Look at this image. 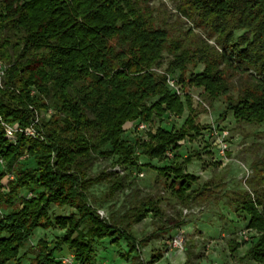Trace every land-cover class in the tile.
<instances>
[{
	"label": "trees",
	"instance_id": "obj_1",
	"mask_svg": "<svg viewBox=\"0 0 264 264\" xmlns=\"http://www.w3.org/2000/svg\"><path fill=\"white\" fill-rule=\"evenodd\" d=\"M175 2L171 21L166 5L151 0H0V61L6 65L0 86V264H64L58 256L64 245L78 264H95L108 238L117 246L125 242L128 250L120 254L128 264H155L165 256L153 252L146 260L143 249L187 222L167 216L161 199L150 194L121 214L102 216L91 188L107 184L108 202L133 182L114 168L90 169L97 158L117 157L115 165L141 170L173 151L172 160L157 168L164 189L185 208L210 199L218 184L210 179L195 187L200 176L186 171L193 156L180 161L178 154L181 142L195 140L205 126L197 122L189 92L183 100L168 87L170 74L179 72L181 88H201L211 101L224 97L221 117L232 112L236 121L264 123V0ZM237 76L247 77L234 95ZM186 110L179 129L158 125L124 138L129 123L162 122L166 113L182 116ZM3 123L35 125L44 138L17 132L13 141ZM252 170L251 190L234 191L230 200L253 235L230 239L228 248L236 256L246 245L238 259L262 264L264 158ZM53 205L73 211L53 219ZM149 214L165 226L139 238L133 226ZM38 227L64 233L54 242L41 238L20 255ZM182 264L198 263L188 252Z\"/></svg>",
	"mask_w": 264,
	"mask_h": 264
},
{
	"label": "rangeland",
	"instance_id": "obj_2",
	"mask_svg": "<svg viewBox=\"0 0 264 264\" xmlns=\"http://www.w3.org/2000/svg\"><path fill=\"white\" fill-rule=\"evenodd\" d=\"M151 3L154 6L165 4L171 15L170 20L176 19L175 0H151ZM190 23L184 24L183 28L187 29L192 24ZM197 29L198 33H206L200 28ZM168 58L166 55L163 65L158 68L159 71L165 69ZM175 75L179 76V72H176ZM239 77L232 79L235 83L232 90L234 95L238 94V83L243 82L247 76H243L242 80ZM181 89L183 100L185 92H189L191 95L193 108L198 113L197 122L205 126V129L195 140L185 139L182 141V147L178 154L181 156L180 161L184 160L187 155L193 156L192 162L186 165V171L200 176L195 187L202 186L210 179L218 184L212 188L210 199L201 205L185 208L164 189L163 185L166 179L157 168L169 163L172 156H167L161 161L155 160L151 163L154 167H143L141 170L115 165L117 157L97 158L90 169L92 174L99 173L105 168H114L122 174H127L133 184L125 190L119 191L112 201L105 202L103 200L108 189L107 184L93 186L90 196L99 200L96 203L97 206L104 215L108 216L111 213L121 214L135 202L134 199L150 194L161 199L160 206L167 216L173 218L179 216L187 222L180 229L175 228L169 233H159V236L143 249L146 260L153 252L161 251L165 254L155 264H182L186 261L188 252L192 255L193 261L198 264H255L249 259H238L245 254L248 247L246 245L238 250L236 256L230 255L228 241L232 238L242 241L243 232L248 231L246 218L240 212L235 211L230 198L234 191L251 190L249 180L254 175L252 164L258 158H264V123L251 124L236 121L232 112L223 118L221 112L226 106L224 97L211 101L201 88L188 86ZM187 114L188 110L182 116L166 113L162 122L156 118L152 123H148L149 128L154 130L158 125H161L170 130L179 129ZM134 133L133 124H127L124 138L134 139ZM224 145L228 146L225 151L222 149ZM171 153L175 154L173 151ZM147 161L148 159L141 158V163H147ZM72 211L73 209L68 206L53 205L50 214L55 219L59 215H70ZM160 226H165L163 220L149 214L142 222L133 226V231L137 237L141 238L158 230ZM180 231L184 232L187 240L184 249L171 246V239ZM63 233L64 231L58 227L36 228L20 255L41 238L54 242ZM250 233L253 235V231ZM127 250L125 242L121 241L120 246H117L111 243L109 238L105 239L98 249L95 264H128L125 257L120 254ZM31 256L32 254L29 255V257ZM58 256L62 262L63 259L71 258L73 264H78L74 257V250L67 245L63 246V250ZM28 261L29 258L24 260L25 263ZM9 264H13V262Z\"/></svg>",
	"mask_w": 264,
	"mask_h": 264
},
{
	"label": "built area",
	"instance_id": "obj_3",
	"mask_svg": "<svg viewBox=\"0 0 264 264\" xmlns=\"http://www.w3.org/2000/svg\"><path fill=\"white\" fill-rule=\"evenodd\" d=\"M5 71H6V65L0 61V86L3 85V81H4V77H5ZM167 85L172 91L176 92L179 95H182L183 91L180 88L181 85L179 83V76H177L175 74H170L167 78ZM45 114L48 117H50L53 114V110L49 109L45 112ZM37 122H38V119H36L34 123H37ZM3 124H4L5 130H6L7 137L12 139L13 141H15V139H16L17 132H22L25 135L31 136L34 138H39V139L44 138L43 134L37 130L35 125H31L30 127L24 129L17 124H6V123H3ZM133 127H134V130L140 134H143V133L145 134V132L150 130L149 124L147 122H144V121L136 122L133 125ZM227 147H228L227 145H224V147L222 148L223 151H225L227 149ZM167 155L169 157L173 156V154L170 151L167 153ZM3 162H4L3 159L0 158V163H3ZM100 213H101V215H104L103 212L100 211ZM250 231H251V229H248V231L243 232V234H242L243 240H249L250 239V237L252 236ZM186 241L187 240H186V236H185L184 232L180 231V232H178V234H176L171 239V246L174 248H178V249H184L185 245H186ZM63 263L64 264H73V260L71 258H67L65 260L63 259ZM262 264H264V262Z\"/></svg>",
	"mask_w": 264,
	"mask_h": 264
},
{
	"label": "crops",
	"instance_id": "obj_4",
	"mask_svg": "<svg viewBox=\"0 0 264 264\" xmlns=\"http://www.w3.org/2000/svg\"><path fill=\"white\" fill-rule=\"evenodd\" d=\"M167 256H168V253H167Z\"/></svg>",
	"mask_w": 264,
	"mask_h": 264
}]
</instances>
